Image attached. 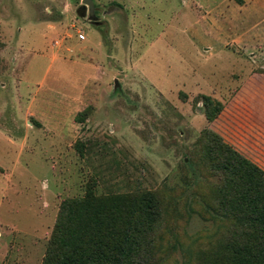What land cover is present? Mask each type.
Masks as SVG:
<instances>
[{
  "label": "rangeland",
  "instance_id": "1",
  "mask_svg": "<svg viewBox=\"0 0 264 264\" xmlns=\"http://www.w3.org/2000/svg\"><path fill=\"white\" fill-rule=\"evenodd\" d=\"M92 1L94 20L83 0H0L5 264H42L61 202L88 185L156 192L158 264H196L229 225L204 136L264 211V0Z\"/></svg>",
  "mask_w": 264,
  "mask_h": 264
},
{
  "label": "trees",
  "instance_id": "2",
  "mask_svg": "<svg viewBox=\"0 0 264 264\" xmlns=\"http://www.w3.org/2000/svg\"><path fill=\"white\" fill-rule=\"evenodd\" d=\"M203 158L219 176L213 212L229 225L196 255V264H264V211L244 195L248 168L204 136ZM252 176V181L254 180ZM162 202L152 190L84 194L64 199L42 264H158L155 232Z\"/></svg>",
  "mask_w": 264,
  "mask_h": 264
},
{
  "label": "water",
  "instance_id": "3",
  "mask_svg": "<svg viewBox=\"0 0 264 264\" xmlns=\"http://www.w3.org/2000/svg\"><path fill=\"white\" fill-rule=\"evenodd\" d=\"M88 12L89 18L91 20L96 19V15L94 14V5L92 0H83V5L78 10L80 16L84 17Z\"/></svg>",
  "mask_w": 264,
  "mask_h": 264
},
{
  "label": "crops",
  "instance_id": "4",
  "mask_svg": "<svg viewBox=\"0 0 264 264\" xmlns=\"http://www.w3.org/2000/svg\"><path fill=\"white\" fill-rule=\"evenodd\" d=\"M5 248L2 246L0 251V264H5Z\"/></svg>",
  "mask_w": 264,
  "mask_h": 264
},
{
  "label": "built area",
  "instance_id": "5",
  "mask_svg": "<svg viewBox=\"0 0 264 264\" xmlns=\"http://www.w3.org/2000/svg\"><path fill=\"white\" fill-rule=\"evenodd\" d=\"M79 37H80V39L83 40V39L86 38V35H85L83 32H82V33L80 32V33H79Z\"/></svg>",
  "mask_w": 264,
  "mask_h": 264
}]
</instances>
